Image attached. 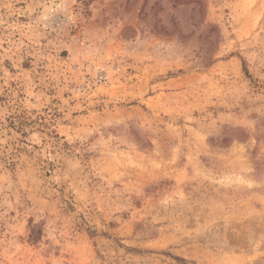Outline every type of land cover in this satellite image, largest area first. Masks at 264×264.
I'll list each match as a JSON object with an SVG mask.
<instances>
[{"label": "rangeland", "instance_id": "374dc122", "mask_svg": "<svg viewBox=\"0 0 264 264\" xmlns=\"http://www.w3.org/2000/svg\"><path fill=\"white\" fill-rule=\"evenodd\" d=\"M0 264H264V0H0Z\"/></svg>", "mask_w": 264, "mask_h": 264}, {"label": "trees", "instance_id": "16d2710c", "mask_svg": "<svg viewBox=\"0 0 264 264\" xmlns=\"http://www.w3.org/2000/svg\"><path fill=\"white\" fill-rule=\"evenodd\" d=\"M38 228L35 225L29 227L28 241L34 243L38 239Z\"/></svg>", "mask_w": 264, "mask_h": 264}]
</instances>
